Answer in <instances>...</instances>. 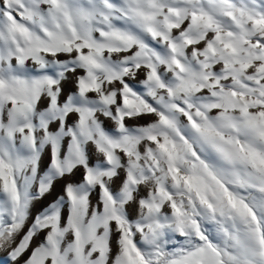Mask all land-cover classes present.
I'll use <instances>...</instances> for the list:
<instances>
[{"label": "snow or ice", "instance_id": "obj_1", "mask_svg": "<svg viewBox=\"0 0 264 264\" xmlns=\"http://www.w3.org/2000/svg\"><path fill=\"white\" fill-rule=\"evenodd\" d=\"M0 264H264V0H0Z\"/></svg>", "mask_w": 264, "mask_h": 264}]
</instances>
